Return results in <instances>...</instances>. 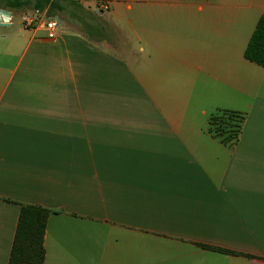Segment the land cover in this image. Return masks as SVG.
I'll use <instances>...</instances> for the list:
<instances>
[{
	"label": "crops",
	"instance_id": "0c3cea01",
	"mask_svg": "<svg viewBox=\"0 0 264 264\" xmlns=\"http://www.w3.org/2000/svg\"><path fill=\"white\" fill-rule=\"evenodd\" d=\"M75 1L55 41L0 26V264L23 206L51 211L44 264H264V0Z\"/></svg>",
	"mask_w": 264,
	"mask_h": 264
},
{
	"label": "trees",
	"instance_id": "16d2710c",
	"mask_svg": "<svg viewBox=\"0 0 264 264\" xmlns=\"http://www.w3.org/2000/svg\"><path fill=\"white\" fill-rule=\"evenodd\" d=\"M0 5L8 10L21 12H46L49 16L66 13L73 8L81 14L87 11L75 0H70L68 6L58 1L50 0H0ZM97 22L94 27L102 32L109 30L110 26L104 21L99 22L96 14L91 15ZM245 57L248 61L264 68V14L260 18L256 29L247 46ZM245 117L230 111H221L211 117V132L225 142H236L240 136ZM51 211L35 206H23L21 209L9 264H44L46 258L45 231Z\"/></svg>",
	"mask_w": 264,
	"mask_h": 264
},
{
	"label": "built area",
	"instance_id": "2783aa9c",
	"mask_svg": "<svg viewBox=\"0 0 264 264\" xmlns=\"http://www.w3.org/2000/svg\"><path fill=\"white\" fill-rule=\"evenodd\" d=\"M108 5L103 3L99 5V10L107 9ZM98 10V11H99ZM15 16L11 11L0 9V26H11L14 23ZM21 22L26 28L33 30H44L46 39L55 41L58 33L61 30V21L58 17L49 16L47 13H32L21 16Z\"/></svg>",
	"mask_w": 264,
	"mask_h": 264
}]
</instances>
